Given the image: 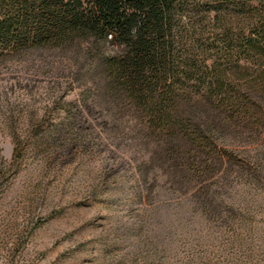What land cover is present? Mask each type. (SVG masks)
Returning a JSON list of instances; mask_svg holds the SVG:
<instances>
[{"label": "rangeland", "instance_id": "1", "mask_svg": "<svg viewBox=\"0 0 264 264\" xmlns=\"http://www.w3.org/2000/svg\"><path fill=\"white\" fill-rule=\"evenodd\" d=\"M79 67L0 59V264H264V133L217 140L250 165L203 200Z\"/></svg>", "mask_w": 264, "mask_h": 264}, {"label": "trees", "instance_id": "2", "mask_svg": "<svg viewBox=\"0 0 264 264\" xmlns=\"http://www.w3.org/2000/svg\"><path fill=\"white\" fill-rule=\"evenodd\" d=\"M31 50L71 54L203 200L250 165L217 140L264 133V0H0V59Z\"/></svg>", "mask_w": 264, "mask_h": 264}]
</instances>
